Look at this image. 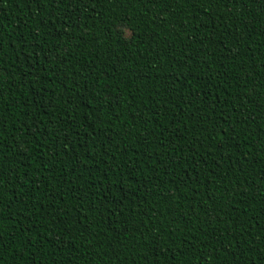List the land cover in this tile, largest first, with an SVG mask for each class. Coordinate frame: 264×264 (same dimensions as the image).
Returning <instances> with one entry per match:
<instances>
[{
	"label": "trees",
	"instance_id": "1",
	"mask_svg": "<svg viewBox=\"0 0 264 264\" xmlns=\"http://www.w3.org/2000/svg\"><path fill=\"white\" fill-rule=\"evenodd\" d=\"M0 264H264V0H0Z\"/></svg>",
	"mask_w": 264,
	"mask_h": 264
}]
</instances>
